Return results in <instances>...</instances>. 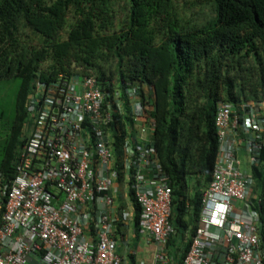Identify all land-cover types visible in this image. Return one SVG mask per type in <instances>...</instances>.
I'll list each match as a JSON object with an SVG mask.
<instances>
[{
    "label": "built area",
    "instance_id": "2783aa9c",
    "mask_svg": "<svg viewBox=\"0 0 264 264\" xmlns=\"http://www.w3.org/2000/svg\"><path fill=\"white\" fill-rule=\"evenodd\" d=\"M142 87L112 83L106 91L92 74L36 83L26 104L30 134L11 179L0 173V264H127L113 236L119 227L122 239L131 216L116 210L118 187L133 194L137 232L155 245L150 264H170L172 189L151 146ZM214 130L212 173L181 264H264L252 177L264 148V101L218 104Z\"/></svg>",
    "mask_w": 264,
    "mask_h": 264
},
{
    "label": "trees",
    "instance_id": "16d2710c",
    "mask_svg": "<svg viewBox=\"0 0 264 264\" xmlns=\"http://www.w3.org/2000/svg\"><path fill=\"white\" fill-rule=\"evenodd\" d=\"M180 1L190 0H0V81L19 83L15 116L0 140L5 180L37 82L60 73L92 74L106 91L138 82L154 120L151 146L172 189L170 223L176 232L191 225L193 235L217 150L218 104L264 101V0H191L209 8L200 23L188 20ZM260 161L252 177L263 223L264 148ZM128 196L137 226L139 208ZM188 246L179 258L170 251V264H181Z\"/></svg>",
    "mask_w": 264,
    "mask_h": 264
},
{
    "label": "crops",
    "instance_id": "0c3cea01",
    "mask_svg": "<svg viewBox=\"0 0 264 264\" xmlns=\"http://www.w3.org/2000/svg\"><path fill=\"white\" fill-rule=\"evenodd\" d=\"M134 128H139L137 125L129 123V130H133ZM139 139H143L146 137V135H138ZM245 161V159H243ZM192 185V183H191ZM192 192H190L191 194ZM126 201H128L126 203ZM115 207L117 208H127L129 211H131L130 220L128 221L126 228L124 229L123 233L124 236L121 239L122 236V228H115L113 236L116 240V250L115 253L119 255L127 264H138L140 261H144L146 264H150L152 261V253L155 250V245L152 242V239L148 235H139L137 232V226L135 225L134 218H135V210L134 206L132 204V201L129 199L128 193L125 190H122L120 187H118V193L117 198L115 201ZM186 221L188 219V216L184 218ZM188 223V222H186ZM198 224V222H197ZM129 235L137 236L138 238H142L144 241L142 243L137 242H129L128 237ZM191 236V225H188L186 229L180 231H175L174 235L168 240L166 244V252L168 255H170V258L173 257V253L175 252V249H178L177 252V258L182 256L183 251L188 246V242L190 240ZM129 243L131 245H129ZM169 243V244H168ZM119 245L123 248V254L119 253L122 249L119 247ZM173 253H169V252ZM137 254H139L137 261Z\"/></svg>",
    "mask_w": 264,
    "mask_h": 264
},
{
    "label": "rangeland",
    "instance_id": "374dc122",
    "mask_svg": "<svg viewBox=\"0 0 264 264\" xmlns=\"http://www.w3.org/2000/svg\"><path fill=\"white\" fill-rule=\"evenodd\" d=\"M180 3H186L184 13L188 16V20L192 23H200L204 17L209 13V8L205 5L204 2H194V1H180ZM181 9V7H180ZM18 80L17 79H8L0 81V140L8 136L10 124L12 119L15 116V103L17 98L18 91ZM33 124V118L28 116V119L25 120L24 131L26 134H30ZM246 169V168H245ZM192 185L194 184V179L191 178ZM192 187V186H191ZM128 201H126L127 203ZM128 241L131 243H136L144 241L142 238L137 236L129 235ZM129 243V245H131ZM122 251L119 253L123 254V248L119 245ZM139 254H137V261ZM139 264V263H138Z\"/></svg>",
    "mask_w": 264,
    "mask_h": 264
},
{
    "label": "clouds",
    "instance_id": "9594fccd",
    "mask_svg": "<svg viewBox=\"0 0 264 264\" xmlns=\"http://www.w3.org/2000/svg\"><path fill=\"white\" fill-rule=\"evenodd\" d=\"M24 135H26V133H25V132H24ZM24 135H23V136H24Z\"/></svg>",
    "mask_w": 264,
    "mask_h": 264
}]
</instances>
